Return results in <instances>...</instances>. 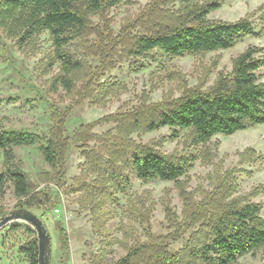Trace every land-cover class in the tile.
Segmentation results:
<instances>
[{
	"label": "rangeland",
	"instance_id": "rangeland-1",
	"mask_svg": "<svg viewBox=\"0 0 264 264\" xmlns=\"http://www.w3.org/2000/svg\"><path fill=\"white\" fill-rule=\"evenodd\" d=\"M154 0H131L108 10L103 16L91 17L96 33L76 42L71 48L80 57L85 68L73 75L74 88L71 93L55 89L51 80L58 73L54 67L49 71L46 57L52 51V42L47 33L28 48H19L0 31V126L26 129L48 135L55 121L51 117L55 108L61 114L68 113L63 124V138L68 140L66 161L68 173L64 191L58 192L52 181L51 171L36 146L15 150L17 161L29 176L39 195H47L50 202L43 206L26 208L18 206L13 187L0 190V219L11 211L25 208L39 216L51 237V264H113L138 242L147 241L148 233H169L165 206L177 215L184 207L180 188L170 181L143 182L129 174L122 190L98 172H88L86 158L97 150L108 158L107 148L120 138L121 129L111 116L122 114L144 106L175 99L193 90L207 91L212 88L221 72L231 71L233 60L249 47L261 49L264 55V0H223L222 7L208 15L210 21L236 22L247 19L254 24L260 37H246L232 49L162 59L155 62L153 56L126 57L122 41L143 31L151 14ZM178 2H170L165 10L176 14ZM110 31L111 43L102 42L106 52L91 51L93 41L100 34ZM109 62L114 67L106 69ZM264 83V67L259 71ZM98 75L97 87L111 88L108 95L97 102L98 92H91V85ZM95 78V79H94ZM109 117V120L101 121ZM88 126V127H86ZM89 128L93 139L80 143L74 141L76 133ZM178 138L172 140V135ZM135 144L149 145L166 155H184L194 151L188 134L175 132L168 127L145 133L133 130L127 136ZM200 149V148H199ZM203 157L198 159L188 176L184 178V189L194 200L212 190V180L231 172L238 186L237 195L261 206L264 218V125L239 131L230 136L217 135L204 146ZM2 155L0 153V164ZM51 201V202H52ZM12 221L0 228V264H29L20 252L34 235L25 230L11 231L20 224ZM59 226L69 237V250L61 245ZM192 234L188 232L183 238ZM184 244L182 240L172 248ZM241 264H264V250L256 256H245Z\"/></svg>",
	"mask_w": 264,
	"mask_h": 264
},
{
	"label": "trees",
	"instance_id": "trees-1",
	"mask_svg": "<svg viewBox=\"0 0 264 264\" xmlns=\"http://www.w3.org/2000/svg\"><path fill=\"white\" fill-rule=\"evenodd\" d=\"M131 0H0V31L19 48L32 47L44 33L49 35L52 51L46 59V67L58 73L51 86L58 92L64 89L71 93L74 88L73 75L85 68L84 61L71 48L76 42L96 33L91 17L103 16L111 8ZM178 2L177 13L170 14L165 6ZM223 0H154L151 14L144 20L147 25L126 37L122 48L126 57L153 56L155 62L183 56L234 48L246 37H260L254 24L247 19L236 22L210 21L208 15L222 7ZM264 17V16H263ZM264 19V18H263ZM110 31L100 34L93 41L91 51L106 52L110 58L112 50L99 46L111 43ZM258 47H249L234 60L231 71L221 72L212 88L207 91L193 90L181 97L160 103L141 106L119 117L111 116L121 129L120 138L107 148L108 158L93 150L86 158L88 172H98L113 181L122 190L128 175L133 174L143 182L170 181L180 188L184 207L179 216L165 206L169 233H148L147 241L138 242L113 264H241L240 259L256 256L264 250V218L261 206L237 195L238 186L231 172L212 180V190L194 200L184 189V178L194 163L203 157V148L217 136H230L239 131L264 125V83L259 71L264 67V55ZM106 69L114 67L106 63ZM95 79V78H94ZM96 80L91 92H98L97 102L108 95L111 88L99 90ZM5 99H0V104ZM68 113L58 109L51 117L55 121L48 135L26 129L0 126V190L13 187L18 206L28 209L47 203L56 207L47 195H39L29 176L17 161L15 150L36 146L51 171L57 196L64 191L68 173L66 152L68 140L63 138V124ZM109 120V117L101 121ZM88 127V126H86ZM168 127L175 132L189 135L194 151L184 155H166L145 144H135L127 136L133 130L145 133ZM89 128H83L74 136L75 142L93 139ZM172 140L178 135H172ZM200 148V149H199ZM264 192V189L261 191ZM52 201V202H51ZM61 245L69 250V237L59 226ZM25 230L34 235L31 227L24 223L15 224L11 231ZM189 238L183 237L191 232ZM182 240L184 244L173 249ZM29 264H39L38 241L33 236L20 247Z\"/></svg>",
	"mask_w": 264,
	"mask_h": 264
},
{
	"label": "water",
	"instance_id": "water-1",
	"mask_svg": "<svg viewBox=\"0 0 264 264\" xmlns=\"http://www.w3.org/2000/svg\"><path fill=\"white\" fill-rule=\"evenodd\" d=\"M12 221L24 223L35 231L39 249V264H51V237L44 221L30 210L20 208L4 215L0 219V228Z\"/></svg>",
	"mask_w": 264,
	"mask_h": 264
}]
</instances>
